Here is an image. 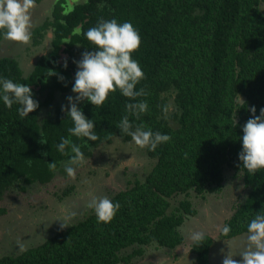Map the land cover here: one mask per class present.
<instances>
[{"label":"trees","instance_id":"trees-1","mask_svg":"<svg viewBox=\"0 0 264 264\" xmlns=\"http://www.w3.org/2000/svg\"><path fill=\"white\" fill-rule=\"evenodd\" d=\"M112 18L130 21L139 31L141 43L133 58L144 78L136 88L147 95L136 99L147 100L148 110L138 118L127 113L129 98L118 91L101 106L85 99L77 106L93 119L98 138L88 141L89 148L83 147L82 138L71 139L81 144L85 157L114 137L131 141L117 126L128 115L133 127L142 123L168 134L170 140L155 150L145 147L155 163L143 181L134 180L110 198L120 204L110 222L98 223L92 211L41 244L0 257V264H129L150 245L173 250L183 242L178 228L197 214L191 193L204 200L206 194L222 190L225 167L240 173L242 126L253 115L251 107L255 115L264 108V0H83L71 7L58 0L52 18L31 35L33 45L43 41L48 30L53 39L51 52L36 59L30 73L16 57L0 55V75L28 84L39 102L24 117L17 113L18 105L6 108L0 103V201L14 186L23 192L28 186L47 184L57 173L66 174L62 161L70 152L62 154L56 145L70 135L72 122L57 102L47 117L40 119V112L57 96L74 94L76 56L93 47L83 33ZM62 46L68 57L59 61ZM169 92L175 106L170 118L164 115ZM236 93L246 104L234 103ZM53 161L55 171L47 165ZM241 171L243 195L222 224L218 233L222 239L247 234L248 222L264 211V170ZM179 195L183 198L170 210L169 199ZM225 225L228 233L222 231ZM212 242L208 235L192 242L194 264H209ZM133 246L138 247L120 255Z\"/></svg>","mask_w":264,"mask_h":264},{"label":"clouds","instance_id":"clouds-1","mask_svg":"<svg viewBox=\"0 0 264 264\" xmlns=\"http://www.w3.org/2000/svg\"><path fill=\"white\" fill-rule=\"evenodd\" d=\"M35 4L36 0H0V38L13 43H29L31 29L34 26L31 10ZM75 31L79 32L80 29L77 28ZM83 34L93 47L90 48L91 51H84L81 58L75 61L76 71L71 87L75 95L66 98L68 101L66 109L64 106L61 108L66 112L67 119L72 122V126L67 129L70 135L61 137L56 145L57 150L62 154H68L66 149L70 152L68 159L62 161L64 171L69 177L75 174L74 165L85 157L81 144L74 143L71 136L82 138L84 148H89L88 141H95L98 138L93 119L87 118L77 106L80 101L86 99L92 106H101L111 93L118 91L123 97L129 98L130 102L125 103L127 113L138 118L139 114L148 110L147 100L136 99L147 93L143 88H136L144 78V72L139 61L133 58V53L138 50L141 43L139 31L134 25L130 21L118 22L115 18L102 19ZM64 67H67L66 61ZM55 74L53 71H48V75ZM0 103L6 108H11L14 104L18 105L16 110L21 117L29 115L39 106L28 84L15 82L2 75H0ZM234 103L246 104L238 93ZM239 108L241 107L237 109ZM250 111L253 115L242 126V135L239 137L241 151L238 153V160L241 176L242 169L251 174L264 170V108L260 109L259 115H255L254 106ZM117 126L121 133L130 135L132 142L141 148L148 147L149 150H155L159 144L170 140L168 134L153 131L142 123L133 127L128 115L122 116ZM42 142L47 143L45 140ZM47 165L53 171L57 168L55 161ZM226 168L229 167H225L224 170ZM209 195L211 194H206V198ZM176 197L178 201L183 198L181 195ZM88 207L94 212L98 223H108L119 210L120 204L107 196H93ZM57 221H60V228L67 227L61 220ZM222 231L228 233L229 226L225 225ZM202 237L203 233L194 232L191 239L198 241ZM247 240L248 247L238 254L242 257L241 260H234L233 256L236 255L230 250L224 256L222 264H264V211L257 212L248 222ZM183 249L184 254L187 251L188 256L191 249Z\"/></svg>","mask_w":264,"mask_h":264},{"label":"rangeland","instance_id":"rangeland-1","mask_svg":"<svg viewBox=\"0 0 264 264\" xmlns=\"http://www.w3.org/2000/svg\"><path fill=\"white\" fill-rule=\"evenodd\" d=\"M57 1L41 0L38 5H35L31 10L34 25L31 31L37 25L39 26L40 22L52 18L54 5ZM79 1L83 0H65L68 5L79 3ZM45 33L47 35L44 36L43 41L36 46L31 45L34 41L31 38L30 42L27 43V51L26 44L13 43L3 39L0 55L16 57L25 73H30L34 61L48 55L52 50L50 44L53 33L51 30ZM64 58L67 56L64 55L60 60ZM76 58L79 60L80 54ZM74 95L57 96L50 108L42 109L39 118L47 117L52 112L56 102L61 106H67L66 98ZM167 96V107L164 110V115L170 118L175 106L171 92L167 93ZM170 124L174 125L171 119ZM154 163V160L147 156L145 147L141 148L135 145L132 140L125 142L119 137H114L110 144L102 143L97 146L92 151L91 157H84L78 161L74 165L76 171L73 177L57 173L47 184H34L26 187L23 192L19 190L18 186L8 189L0 201V257L15 255L26 248L41 244L57 230L63 229L60 228L58 219L67 226L83 220L92 212L88 205L93 196H107L110 199L118 191L131 187L134 180L143 181ZM224 176L220 193L207 196L208 200L211 201L212 199L216 203L214 207L218 208V204L220 206L218 219L212 221L210 228L207 229L213 242L215 238L222 239L219 238L218 234H215L217 232L216 225H220L219 220L228 215L231 216L233 207L243 195L241 175L230 168H226ZM67 189H71L70 193L63 196V192ZM191 197L196 196L191 194ZM169 200L171 210L177 206L178 198L174 196ZM206 200L195 199V206L198 207L201 214L197 218H193L195 220H190L191 223H210V220L205 221L204 218H201L204 216V212L207 214L208 209H210V202H206ZM181 232L184 236L183 242L173 250L150 245L144 247L142 256L134 257L129 264H194L195 255L189 251L187 256V251L184 254L183 249H190L193 242L191 239L194 233L193 229H182ZM229 241L228 245L220 244L217 241L213 249L209 248V264H222L224 256L230 250L232 254L236 255L233 256L234 260L242 259L238 254L248 247V240L231 238ZM213 242L212 244H214ZM137 247L133 246L122 250L120 255H127ZM209 253H211L210 256Z\"/></svg>","mask_w":264,"mask_h":264},{"label":"crops","instance_id":"crops-1","mask_svg":"<svg viewBox=\"0 0 264 264\" xmlns=\"http://www.w3.org/2000/svg\"><path fill=\"white\" fill-rule=\"evenodd\" d=\"M224 182V181H223ZM191 198V201H192V205H193V207L194 208H196V210H197V214L194 216V217H192V218H189V219H187V220H185V222L178 228V231H179V233L182 235V237H183V239H184V236H183V234H182V232H181V230L182 229H187V230H190V229H193V232H201V233H203V235H208V236H210V234H208V231H207V229L208 228H210V224H211V222L212 221H216V219H218V217L217 216H219V214H220V211H219V208H220V206H219V204H218V208L217 207H214V204H216L212 199H211V201L210 200H208L207 198H205L204 200H206V202H210L209 203V207H210V209H208V213L207 214H205V212H204V216H201V218H204L205 219V221H207V220H210V223H206V224H204V223H191V221L192 220H195V219H193V218H197V216L199 215V214H201V212H200V210L198 209V207H196L195 206V199H197L196 197H190ZM217 210H218V213H216L217 212ZM234 210V207H233V209H232V211ZM233 214V212L231 213V215ZM229 218V215L227 216V217H225V218H222V220L220 219L219 220V223H220V225L218 226V225H216L217 226V232L215 233V234H218L219 233V231H220V229H221V227H222V224H223V222L226 220V219H228ZM191 220V221H190ZM190 221V222H189ZM222 222V223H221ZM182 228V229H181ZM247 234H242V235H239V236H237V237H235V239H242V240H245V239H247ZM210 237H212V236H210ZM245 237V238H244ZM234 239V238H233ZM219 242L220 244H224V245H228L229 244V239H214V244H212L211 245V249H213L214 248V246H216V242ZM211 251V250H210ZM211 255V253H209V256ZM195 260V259H194Z\"/></svg>","mask_w":264,"mask_h":264},{"label":"flooded vegetation","instance_id":"flooded-vegetation-1","mask_svg":"<svg viewBox=\"0 0 264 264\" xmlns=\"http://www.w3.org/2000/svg\"><path fill=\"white\" fill-rule=\"evenodd\" d=\"M41 1V0H40ZM40 1H36V4L35 5H38V3H40ZM66 3V2H65ZM67 4V3H66ZM72 5H69V7H71ZM37 14V13H36ZM47 20H44V22H46ZM44 22H40V24H39V26H42L43 24H44ZM38 25L36 26V28L35 29H37L38 27H39ZM35 29H33V31L35 30ZM33 31H31V33L33 34ZM47 35V34H46ZM31 45L32 46H36V45H33V41H32V43H31ZM26 46V51H27V44L25 45ZM50 46H52L51 44H50ZM63 50H65V46H62L61 47V49H60V51H59V53H60V57H59V61H62V60H60L61 59V57H63L64 55H66L67 57H68V55L66 54V53H63ZM2 50L0 49V52H1ZM62 54V55H61ZM64 59H66V58H64ZM63 59V60H64ZM76 61H78V60H76Z\"/></svg>","mask_w":264,"mask_h":264},{"label":"water","instance_id":"water-1","mask_svg":"<svg viewBox=\"0 0 264 264\" xmlns=\"http://www.w3.org/2000/svg\"><path fill=\"white\" fill-rule=\"evenodd\" d=\"M62 55V54H61Z\"/></svg>","mask_w":264,"mask_h":264}]
</instances>
